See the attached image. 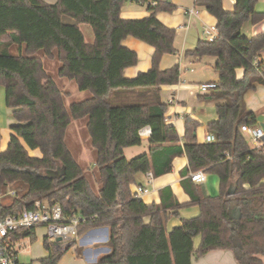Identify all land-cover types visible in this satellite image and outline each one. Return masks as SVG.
I'll return each instance as SVG.
<instances>
[{"label":"trees","instance_id":"obj_1","mask_svg":"<svg viewBox=\"0 0 264 264\" xmlns=\"http://www.w3.org/2000/svg\"><path fill=\"white\" fill-rule=\"evenodd\" d=\"M153 0H0V86L5 106L13 119L6 150L0 151V193L20 184L25 193L16 195L3 212L31 209L35 200L58 205L64 217L78 215L77 235L90 229H108L109 252L95 264H192L213 250L231 251L237 264H262L264 255V145L251 148L240 128L256 126L253 113L244 104V94L264 83V33L248 38L241 32L245 22L257 23V0H235L233 12L221 0H197L215 18L216 36L200 40L187 53L217 59L219 80L202 101H219L216 119L206 126L214 140L199 143V122L184 117V134L165 122L168 106L161 102V86L175 85L179 67L160 70L163 55H173L175 29L163 25L159 12H173L169 2ZM130 2L145 5L150 15L122 19L121 8ZM75 24L62 22V17ZM78 24L93 30V44L84 41ZM126 37L154 49L151 67L134 78L124 70L138 62L134 51L123 45ZM28 50L57 48L62 67L59 77L74 80L79 90L93 98L70 106L71 117L89 116L88 134L96 151L101 190L96 196L71 157L64 134L70 115L63 95L42 70L36 58L22 57ZM16 49V52L12 51ZM258 61L254 65L255 61ZM242 70L240 78L237 70ZM148 127V151L127 159L124 150L140 146V131ZM38 149L41 157L29 156ZM187 157L180 170V185L189 200L178 203L170 187L160 191L158 203L145 204L130 188L136 176L151 171L154 177L171 170L177 156ZM203 171L218 179L219 192L209 196L190 174ZM198 206L195 218L183 219L167 231L170 217L179 208ZM236 213L238 216L236 217ZM34 231L19 232L16 239H32ZM201 242L194 249L193 241ZM47 257L38 264H58L66 252H53L46 240Z\"/></svg>","mask_w":264,"mask_h":264},{"label":"crops","instance_id":"obj_2","mask_svg":"<svg viewBox=\"0 0 264 264\" xmlns=\"http://www.w3.org/2000/svg\"><path fill=\"white\" fill-rule=\"evenodd\" d=\"M49 5H55L57 0H42ZM197 0H169V4L174 6L173 12L157 13L158 20L165 26L175 29L174 44L175 52L173 55H163L159 68L160 70L170 69L177 65L179 67V81L172 86H161V102L168 106L165 114V122L176 129L178 137L182 139L184 134V117H189L199 122L196 129V138L199 143H204L207 132L206 126L213 120L203 121L196 112V107L208 106L216 107L219 101H202L200 96L206 95L199 93L197 86L200 84L217 83L219 80L218 73L215 71L217 59L213 56L197 58L189 56L187 53L193 50L200 40H211L216 36L215 18L208 11L195 4ZM235 0H221V6L227 12H233ZM257 12L264 13V0H257L255 3ZM150 15L149 10L145 5L126 2L121 8L122 19H141ZM62 22L66 24H75V22L66 17H62ZM87 44H93L94 33L91 27L85 24L77 25ZM242 34L248 38H253L256 35L264 33V17L257 23L245 22L241 28ZM123 45L134 51L137 55L138 62L135 66L128 67L124 70L125 78H134L138 73L147 71L151 67L152 54L154 49L144 42H139L132 37H126ZM259 58L264 61V47L258 52ZM23 58H36L42 64V70L47 77L56 85L58 91L63 95L64 108L70 115V122L64 134V142L70 152L72 158L83 171L91 190L97 196L101 190V185L98 183L100 173L95 166L97 157L96 151L92 147V141L88 134L89 116H84L79 119L71 117L70 106L78 104L93 98L91 92L87 90H79L74 80L67 77H59L58 73L62 67V62L58 59L59 53L57 48H53L50 56L45 53V50H28L26 44H22ZM237 77L240 78L243 71L237 70ZM254 89L247 91L244 94V104L249 112L253 113L256 126L253 128L257 132L262 133V140L256 145L246 133L247 140L252 142L251 148L264 145V83H256ZM216 114V112H215ZM216 119V118H215ZM214 119V120H215ZM204 122V123H202ZM14 122L11 117V111L5 106V94L3 87L0 86V151L7 149L9 139L12 135V126ZM144 130V129H143ZM142 130V131H143ZM140 131V134L141 132ZM143 143H148L149 135L140 136ZM142 143V144H143ZM207 143V142H206ZM148 146L145 152L148 151ZM130 148V147H128ZM124 150V155L126 150ZM29 156L41 157L38 149L28 150ZM38 153V155L36 154ZM188 160L185 155L177 156L172 161L171 170L162 176L154 177L152 183L147 187L149 191L146 195L139 197L145 204L158 203L160 200V191L164 187H170L175 200L178 203H186L189 198L180 185L181 175L180 170L187 166ZM151 172V171H150ZM206 179L202 184L209 196L216 195V190H213L212 184L216 177L212 174H205ZM214 176V177H213ZM144 175L136 176V183L131 185L132 192L135 187L144 186ZM14 186V185H13ZM212 187V190H211ZM215 191V192H214ZM200 213L198 206L179 208L177 215L170 217L167 222V231H171L174 227H178L183 219L195 218ZM41 229V228H40ZM38 230V229H37ZM36 230V231H37ZM34 231V234L36 233ZM108 229L99 227L98 229H90L83 232L81 235H76L69 243V247L63 254L58 264H95L99 258L109 252L106 246L108 241ZM44 240V235H43ZM45 241V240H44ZM201 242V237L197 236L194 241V249ZM44 243V242H43ZM53 252H59V243L49 245ZM47 257V252L44 254ZM43 257V258H45ZM264 264V255L259 257ZM192 264H237L231 251L213 250L206 255L192 259Z\"/></svg>","mask_w":264,"mask_h":264},{"label":"built area","instance_id":"obj_3","mask_svg":"<svg viewBox=\"0 0 264 264\" xmlns=\"http://www.w3.org/2000/svg\"><path fill=\"white\" fill-rule=\"evenodd\" d=\"M169 2V0H153L150 5L155 6L157 2ZM257 60L254 65L257 64ZM216 83L208 82V84H200L197 86L199 93L206 94L210 89L215 87ZM241 132L250 136L251 140L258 145L263 136L261 132H257L247 125H242ZM140 134V133H139ZM149 135L150 129L144 128L142 135ZM205 141L209 143L214 140V137L209 134L205 136ZM144 186L135 187L134 194L136 197L146 195L149 191L147 188L153 181L154 175L150 171H146ZM190 179L194 183L201 184L205 181L206 176L203 171H197L190 174ZM16 197V192L6 191L0 193V264H20L18 259V251H16L17 244L25 238H17L16 234L19 232L36 231L37 229L44 230V240L48 245L59 243V252L65 251L69 247V243L77 235V228L81 223L78 215L64 217L62 208L58 205L48 206L40 200H35L31 209L23 208L20 212L4 213L3 201L4 197ZM10 205V204H8ZM60 239V241H58Z\"/></svg>","mask_w":264,"mask_h":264},{"label":"rangeland","instance_id":"obj_4","mask_svg":"<svg viewBox=\"0 0 264 264\" xmlns=\"http://www.w3.org/2000/svg\"><path fill=\"white\" fill-rule=\"evenodd\" d=\"M13 52H16L15 48H12ZM196 112L199 114L200 118L203 121H207L205 123H208L209 120H214L216 118L215 114V108L214 106H208L207 108H202L200 106L196 107ZM204 123V122H202ZM249 146H252V142L250 140H247ZM148 146V143L144 142L140 146L130 147L125 152V157L129 160L134 157H138L142 154H145V150ZM38 155V153H36ZM214 177V176H213ZM216 177V176H215ZM213 190H216V195L219 192V186H218V179L216 177L215 182L212 184ZM212 190V187H211ZM6 191H14L16 192V195H21L25 193V187L21 186L20 184L9 186ZM215 192V191H214ZM208 195L209 192H207ZM14 199V197H4L2 199L4 204H10L11 201ZM43 235L44 230L38 229L36 233L34 234L32 239L25 238L22 239L16 246V251H18V259L20 264H38V260L45 257V249L43 247Z\"/></svg>","mask_w":264,"mask_h":264},{"label":"water","instance_id":"obj_5","mask_svg":"<svg viewBox=\"0 0 264 264\" xmlns=\"http://www.w3.org/2000/svg\"><path fill=\"white\" fill-rule=\"evenodd\" d=\"M238 216V213H236V217ZM58 241H60V239L58 240Z\"/></svg>","mask_w":264,"mask_h":264}]
</instances>
